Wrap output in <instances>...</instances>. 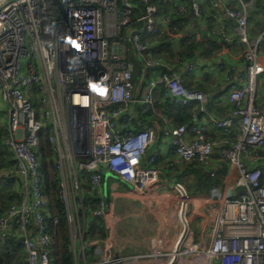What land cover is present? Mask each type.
I'll use <instances>...</instances> for the list:
<instances>
[{
  "label": "built area",
  "instance_id": "2783aa9c",
  "mask_svg": "<svg viewBox=\"0 0 264 264\" xmlns=\"http://www.w3.org/2000/svg\"><path fill=\"white\" fill-rule=\"evenodd\" d=\"M226 1L224 14L217 12L220 0L211 1L212 17L204 14L201 0H7L0 4V150H8L13 161L0 167V192L7 194L0 201V244L14 237L25 252L26 264H54L49 226L58 217L51 213L45 192L42 138L60 159L56 164L52 157L76 264L80 260L92 264L84 260L86 226L80 215L105 213L101 199L92 209L86 207L82 188L87 187L85 193L91 197L96 195L103 174L112 172L132 188L145 191L162 174L156 164L167 144L172 151L164 171L168 178L183 163L220 165L214 156L217 152L228 166L221 182L239 190L211 196L218 200L209 205L211 237L206 245L194 241L189 226L191 194L180 179H173L179 234L173 245H156L149 255L160 257L164 264H180L188 255L201 264H264V110L255 97L257 78L263 72L257 57L259 39L249 36L253 0ZM135 2L141 6L137 12ZM188 10L209 24L219 40L240 49L242 70L225 76L229 116L212 115L207 110L209 94L184 86L183 72L191 74L193 62L181 72L169 61L152 57L148 38L165 34L168 40L177 39L180 33L169 17L185 16ZM128 47L147 69L156 68L136 99L134 64L126 60ZM160 91L158 102L168 98L183 106L197 104L209 118L189 126L165 121L160 136L149 126L135 128L131 103L149 117L155 114ZM63 100L70 109L67 120ZM214 130L218 135L210 138L208 133Z\"/></svg>",
  "mask_w": 264,
  "mask_h": 264
},
{
  "label": "crops",
  "instance_id": "0c3cea01",
  "mask_svg": "<svg viewBox=\"0 0 264 264\" xmlns=\"http://www.w3.org/2000/svg\"><path fill=\"white\" fill-rule=\"evenodd\" d=\"M179 1L184 2L185 0ZM211 1L212 0H201V6L204 14H209L212 17L215 10L211 6ZM226 3V0H220V6L217 12L224 14L223 8ZM136 5L141 9L140 5L137 3ZM160 14L167 22V13L161 4ZM182 17H184L186 22H184ZM181 18L182 20H178V17H169L170 23L177 26H175V29H178L177 32L180 33V35L177 36V39L170 42L173 45L171 46V50L164 46V41L161 39L160 49H163V51H160V55L163 54L167 56L169 58V63L174 64L181 72L184 71V67L188 63L193 62L195 64L193 72L191 74L183 72L182 82L184 86L188 90L198 89L206 91L209 94L210 102L207 105L209 113L218 117L229 116L231 114V106L226 99L227 81L225 76L228 72L237 73L242 70L243 60L240 58V49L229 43L222 42L218 37L211 35L209 33V24L204 23L201 19H195L189 10L186 12L185 16H181ZM227 21L231 22L230 19H227ZM187 33L191 35L187 36L188 38H185L183 42L182 39L186 37L183 35H187ZM261 35L259 31L253 30L252 23L249 21L250 38H258L261 43L259 44L257 57L259 63L263 67V72L257 78L255 97L257 105L264 110V43L263 39H261ZM148 39L151 43V49L159 44V40L156 36ZM191 40H199L207 49L212 48V54H203L201 50L197 48L193 50L192 58L181 59L178 55H172L171 51H184L186 47L185 44ZM151 71L153 70L149 69V72L145 71L144 80L138 90V83L134 86V98L141 96L147 74ZM135 92L138 95L135 96ZM139 108V105H136L135 102L131 103V116L141 127L145 125L155 128L158 136H160L161 124L165 121L172 123V120H169L170 118L168 119L163 112L162 107H160V113L155 114L160 117L161 124L141 114ZM192 112V122H203L209 118L207 114H203L196 110V108L192 107ZM191 118H187V120ZM218 132V130H214L209 132L208 135L210 138H214L218 135ZM214 156L218 159L221 166L222 163H224L223 171L217 170V168L221 169V166L215 162L211 163L209 165L210 167L204 166L203 168H205L206 171L209 170L211 176V172H213L214 175L218 171V173L224 172V174H226L227 164L219 160L217 152L214 153ZM170 157H172V151L167 144H164V146H162L160 160L156 164L159 171H162V174L160 175L159 173L158 179L154 185L150 186L145 191L132 188L129 184L121 181L117 175H110L108 172L103 174L104 177L101 188L96 191L97 194L92 196V199L96 200L97 203L98 199L104 201L105 213L101 216L93 215L91 212L84 217L80 215L81 224L85 222L86 226L83 237V242L85 244V263L164 264V261L160 257H151L149 253L156 245H173L178 237L180 228L178 214L179 199L178 195L173 191L172 183L174 182L173 179L180 178L179 175L184 173V166L187 164L183 163L180 165V171H177L174 176H169L168 178L164 171L166 167L165 164ZM8 162L9 165L13 163L11 159H9ZM229 169L234 170L230 165ZM217 176H219V174ZM183 178L184 179L181 178V181H184L182 182L187 190H192L193 186H190V184L195 180V176H193L192 173L190 175L186 172L183 174ZM219 178V182L215 186L210 187L208 193H190L191 211L189 226L193 232L194 241H201L206 245H208L211 237L210 224L212 212L209 205L212 201L218 200L217 197L211 196L215 194L223 195L225 193L233 194L236 190H239L232 184L224 185L223 182H221L222 178L220 176ZM214 188L215 191L213 192ZM85 192L86 191H83L82 193L84 198H86ZM86 231H91V235H88L89 233L86 234ZM88 247H91L95 254V259L91 262L87 261L85 256V251ZM79 264H83V261L80 260ZM180 264L201 263L196 261L192 255H188L182 259Z\"/></svg>",
  "mask_w": 264,
  "mask_h": 264
},
{
  "label": "trees",
  "instance_id": "16d2710c",
  "mask_svg": "<svg viewBox=\"0 0 264 264\" xmlns=\"http://www.w3.org/2000/svg\"><path fill=\"white\" fill-rule=\"evenodd\" d=\"M139 9L140 8L137 7L136 12ZM182 18L184 19V17ZM182 18L178 17V20H182ZM248 19L252 23L253 30L254 31L257 30L259 31L260 34H262L261 39H263V43H264V32H263L264 30V0H253V7L249 11ZM184 22H186L185 19H184ZM209 33L217 37L213 33L211 32ZM183 36H186L182 39L184 42V39L188 37L187 35H183ZM156 38L159 40V44L152 47L151 49L152 55L163 57L165 60L168 61L169 58L167 56L163 54L160 55V51H163V49H160V40L162 39V41H164L163 43L164 46L168 47L170 50H171V46H173L170 43L172 40H168L165 34L157 35ZM259 44H261L260 41H259ZM185 45L186 47L184 51L183 50L182 52L180 50H178L177 52L171 51L172 55L173 56L178 55V57H180L181 59L182 58L184 59L192 58L193 50L197 48H199L201 50V53L203 54H207V55L212 54V48L207 49V47L203 45V43L200 42L199 40L188 41ZM126 60H130L134 64L132 80L135 86L138 83L139 77L141 75V66L138 60L133 55V51L131 47H128L126 51ZM146 71L149 72V69H147ZM161 94H162V91H160V93L156 96L155 107L159 108V110H160V107H162L163 112L166 114L167 118L168 119L170 118L169 120H172V124H175V125L186 124L189 126L191 123H193L192 118H191L193 114L192 107L196 108V110L199 111L197 104H194L191 106H183L181 104L173 103L168 98H164L162 101L158 102L159 99H161V96H162ZM139 109L141 111V108ZM149 118L151 120L153 119L156 120L157 122H159V124L162 123V122L160 123V117L156 116L155 114L149 115ZM187 118H191V119L187 120ZM132 123L134 124L135 128L141 127L133 117H132ZM137 125L140 127H138ZM1 132H2V129L0 128V133ZM47 147L48 146H47L46 140L42 138L41 140V161H42V173L45 179V192L48 197L51 213L58 217V222L56 224H50L49 226L53 234V237H54V244L51 249V256H52V260L54 264H76L74 253L72 251L71 243H70L69 227H68L67 220H66L65 207H64L63 201L61 200L59 196V185L57 182V174L55 173L54 159L52 157H49V152H48ZM8 160L9 158H8L6 151L5 152L1 151L0 152V167L8 166L9 165ZM223 165L224 163H222V166L220 164L221 169L217 168V170L223 171V168H224ZM165 166H167V163L165 164ZM203 167L204 166H202L201 163H199L198 161L188 162L184 166L185 168V171H183L184 173L187 172L190 175L192 173V175L195 176V180L192 182V184H190V186L191 185L193 186L192 193L193 192L195 194L208 193L209 188L215 186L219 182V179H220L219 176L222 177L224 173V172L218 173L219 172L218 171L214 175L211 176L210 171L209 170L206 171V169ZM179 171H180V168L178 166V172ZM108 173L110 175H115L112 172H108ZM218 174L219 176H217ZM178 179L181 180V177ZM6 196H7L6 193L2 194L0 192V201ZM85 196L87 199V202H86L87 208L92 209L93 207L97 205V201L92 199L91 195L86 194ZM86 207H85V210L87 213L88 210ZM91 231H86V234L89 233L88 235H91ZM17 255L19 259L21 258V261H22L21 264H26L25 252L22 246L20 245L19 240H17L16 238L9 237L6 243L0 244V264H14V259ZM85 256H86V260L89 262L95 259V254L92 251L91 247L86 248Z\"/></svg>",
  "mask_w": 264,
  "mask_h": 264
},
{
  "label": "rangeland",
  "instance_id": "374dc122",
  "mask_svg": "<svg viewBox=\"0 0 264 264\" xmlns=\"http://www.w3.org/2000/svg\"><path fill=\"white\" fill-rule=\"evenodd\" d=\"M62 105H63V113H64V116L66 117V120L68 119V117H69V115H70V109H69V106L67 105L66 106V102L63 100V102H62ZM65 108V109H64ZM154 111H155V114L156 113H160V110L158 109V108H154ZM64 117V118H65ZM47 149H48V147H47ZM1 151H3V152H5L6 150H0V152ZM48 152H49V157H53L54 159H55V162H56V164H58V162H59V156H58V154L57 153H55V152H51L49 149H48ZM6 153H7V155H8V158H10L11 157V153L7 150L6 151ZM53 153V154H52ZM63 155H62V157H61V159H63ZM57 167V166H56ZM55 173H56V171H55ZM180 177L182 178V179H184L183 178V173L180 175ZM186 179V178H185ZM87 190V187H84V188H82V193H83V191H86ZM188 191V190H187ZM190 191V192H189ZM189 191H188V193L190 194V193H192V190H190L189 189ZM66 220H67V218H66ZM74 231H75V228L73 227V226H71V229H70V233H71V235H73V233H74ZM21 258L19 259V257H18V255L15 257V259H14V264H21Z\"/></svg>",
  "mask_w": 264,
  "mask_h": 264
},
{
  "label": "water",
  "instance_id": "95a60500",
  "mask_svg": "<svg viewBox=\"0 0 264 264\" xmlns=\"http://www.w3.org/2000/svg\"><path fill=\"white\" fill-rule=\"evenodd\" d=\"M5 1H7V0H0V4H3ZM221 41H222V40H221ZM222 42H224V41H222ZM132 51H133V55H134L135 58L138 60L140 66H141V76H140L139 81H138V84H137V90H138L139 87H140V85H141V83H142L143 80H144L145 71L147 70V68H146L145 65L143 64L142 60L138 57L136 51H134V50H132ZM152 70H156V68H152ZM135 91H136V90H135ZM136 92H137V91H136ZM136 92H135V96L138 95V94H136ZM136 98H137V97H135V99H136Z\"/></svg>",
  "mask_w": 264,
  "mask_h": 264
},
{
  "label": "bare ground",
  "instance_id": "6f19581e",
  "mask_svg": "<svg viewBox=\"0 0 264 264\" xmlns=\"http://www.w3.org/2000/svg\"><path fill=\"white\" fill-rule=\"evenodd\" d=\"M152 57H154V58L164 59L163 57H160V56H154V55H152ZM150 74H151V73L147 74V76H149ZM80 135H82L81 130H80L79 133H78V136H79V137H80Z\"/></svg>",
  "mask_w": 264,
  "mask_h": 264
}]
</instances>
